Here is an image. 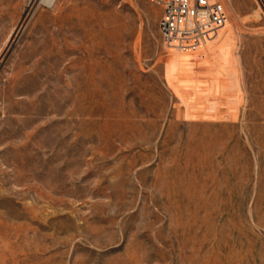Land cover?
Masks as SVG:
<instances>
[{
    "label": "rangeland",
    "instance_id": "obj_1",
    "mask_svg": "<svg viewBox=\"0 0 264 264\" xmlns=\"http://www.w3.org/2000/svg\"><path fill=\"white\" fill-rule=\"evenodd\" d=\"M195 49L156 0H0V264H264V0Z\"/></svg>",
    "mask_w": 264,
    "mask_h": 264
},
{
    "label": "built area",
    "instance_id": "obj_2",
    "mask_svg": "<svg viewBox=\"0 0 264 264\" xmlns=\"http://www.w3.org/2000/svg\"><path fill=\"white\" fill-rule=\"evenodd\" d=\"M163 7L160 32L169 49H195L225 25L224 6L216 0H156Z\"/></svg>",
    "mask_w": 264,
    "mask_h": 264
},
{
    "label": "bare ground",
    "instance_id": "obj_3",
    "mask_svg": "<svg viewBox=\"0 0 264 264\" xmlns=\"http://www.w3.org/2000/svg\"><path fill=\"white\" fill-rule=\"evenodd\" d=\"M56 2V0H41V3L46 4V5H54V3Z\"/></svg>",
    "mask_w": 264,
    "mask_h": 264
}]
</instances>
